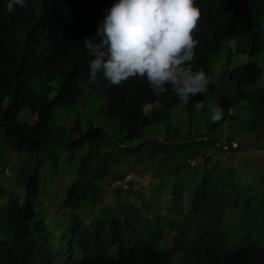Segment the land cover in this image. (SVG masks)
I'll use <instances>...</instances> for the list:
<instances>
[{
    "label": "trees",
    "instance_id": "16d2710c",
    "mask_svg": "<svg viewBox=\"0 0 264 264\" xmlns=\"http://www.w3.org/2000/svg\"><path fill=\"white\" fill-rule=\"evenodd\" d=\"M113 3L26 0L9 13L0 0V264H264V173L252 181L232 162L207 157L264 134V0H197L193 71L203 68L216 79L188 102L170 86L156 95L139 76L119 86L91 82L83 41L96 36ZM236 57L246 62L236 64ZM198 101L206 105L199 111ZM181 105L189 116L184 131L171 114ZM214 107L223 109L218 122L210 120ZM110 120L120 136L103 128ZM159 125L170 142L207 140L125 147ZM252 147L228 152L234 157ZM76 151L80 168L63 206L101 204L105 214L87 224L75 214L64 235L67 250L55 252L36 208L42 169L58 166L59 153ZM201 158L205 164L191 165ZM243 167L254 169L251 162ZM9 169L11 189L3 182ZM144 172L169 193L163 214L125 201L123 192L142 194L116 185ZM109 190L114 204L107 205Z\"/></svg>",
    "mask_w": 264,
    "mask_h": 264
},
{
    "label": "clouds",
    "instance_id": "9594fccd",
    "mask_svg": "<svg viewBox=\"0 0 264 264\" xmlns=\"http://www.w3.org/2000/svg\"><path fill=\"white\" fill-rule=\"evenodd\" d=\"M25 5L26 0H7V11ZM200 15L197 0H114L96 36L83 41L92 57L88 64L91 82L102 78L119 86L139 76L146 78L156 95L167 93L170 86L183 102L207 93L215 74L203 68L193 71L192 65L199 43L193 33ZM194 107L199 111L206 105L198 101ZM222 118L223 109L214 107L210 120Z\"/></svg>",
    "mask_w": 264,
    "mask_h": 264
},
{
    "label": "rangeland",
    "instance_id": "374dc122",
    "mask_svg": "<svg viewBox=\"0 0 264 264\" xmlns=\"http://www.w3.org/2000/svg\"><path fill=\"white\" fill-rule=\"evenodd\" d=\"M239 60H241V63L246 62V58L236 57L235 63L237 64ZM221 65L222 60L218 62L217 69L220 70L222 68ZM262 65L264 66V63H262ZM171 114L174 123L184 131L187 127L189 119L188 113L184 106H179L173 110ZM97 119H100V117ZM107 126L108 133L111 137L115 136L116 134L117 136H120L119 127L117 126L115 120L108 121ZM146 134L147 137L164 138L166 131L163 129V126L159 125L148 129ZM251 146H253L251 149L237 151L234 153V157L233 155L232 157L229 155L228 147H222L221 152H210L209 155L213 157V161H221L222 163L232 162L240 171V176L243 177L244 174L246 178L252 179V181H254L258 179L259 174L264 173V140L261 138ZM78 156V151L74 153L61 152L59 153L58 166L55 167L53 162H49L42 169L41 193L36 208L40 211L45 221V225L52 235V245L55 252H63L67 250V244L64 241V235L68 231L70 223L75 214L85 224L93 221L100 215L105 214L101 204L92 208L84 207L82 210L77 209L76 211L72 209H66L63 206L68 189L75 182L80 168ZM248 162H251V164L254 165L255 170L253 168L243 167V165L248 164ZM137 175L146 177V179L142 177L145 181V185L140 186L138 191H134V193L142 194L141 198H139L137 195L130 196L126 192H123L124 200L134 202L139 207H142L146 202L152 210L163 214L162 208L169 203L168 191H161L158 188L156 179L150 173L144 172ZM14 177L15 175L13 174L12 169L5 171L3 182L9 189L16 187ZM194 179V177H190L188 179L191 185H193ZM117 186L119 185L117 184ZM106 197L107 203L105 202V204H114L113 190H109ZM229 223H236V217L234 215H231ZM74 257L78 258L77 252L74 253Z\"/></svg>",
    "mask_w": 264,
    "mask_h": 264
},
{
    "label": "built area",
    "instance_id": "2783aa9c",
    "mask_svg": "<svg viewBox=\"0 0 264 264\" xmlns=\"http://www.w3.org/2000/svg\"><path fill=\"white\" fill-rule=\"evenodd\" d=\"M224 147H228L230 149H236L237 147H239V143L237 142H232L231 144H228V146H224ZM211 162L213 161V157H211V155L208 154L207 156ZM206 159L201 158L200 160H194L191 162L192 166H198L200 164H205ZM210 166V165H208ZM141 175H137V174H128L123 180H121L120 182H118L117 184L119 185V187L123 188L124 191H138V189L140 188V186L145 185V181L143 178L146 179V177L141 176ZM143 177V178H142ZM116 184V185H117ZM107 200V197H106Z\"/></svg>",
    "mask_w": 264,
    "mask_h": 264
},
{
    "label": "water",
    "instance_id": "95a60500",
    "mask_svg": "<svg viewBox=\"0 0 264 264\" xmlns=\"http://www.w3.org/2000/svg\"><path fill=\"white\" fill-rule=\"evenodd\" d=\"M103 128L108 132V129H107L106 126H104ZM262 137H264V134L256 136L255 138H253L250 142H248L246 144L239 143V146L249 147V146L253 145L254 143H256ZM149 140L160 142V143H164V144H166L168 146H177V145H180V144H186V143H192V142H201L203 140H207V138L189 139V140H185V141H182V142H170V141H167L166 139H163V138L145 137L144 139H142V141L138 145H134V146L125 145V147L126 148H138L144 142L149 141Z\"/></svg>",
    "mask_w": 264,
    "mask_h": 264
}]
</instances>
